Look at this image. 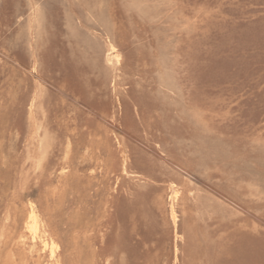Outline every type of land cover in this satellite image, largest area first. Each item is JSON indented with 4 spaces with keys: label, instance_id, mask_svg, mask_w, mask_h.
Here are the masks:
<instances>
[{
    "label": "rangeland",
    "instance_id": "1",
    "mask_svg": "<svg viewBox=\"0 0 264 264\" xmlns=\"http://www.w3.org/2000/svg\"><path fill=\"white\" fill-rule=\"evenodd\" d=\"M0 264H264V0H0Z\"/></svg>",
    "mask_w": 264,
    "mask_h": 264
},
{
    "label": "bare ground",
    "instance_id": "2",
    "mask_svg": "<svg viewBox=\"0 0 264 264\" xmlns=\"http://www.w3.org/2000/svg\"><path fill=\"white\" fill-rule=\"evenodd\" d=\"M111 51H112V49H111ZM108 57H109V59H115V58H117V56L116 55H114L113 54V51L108 55ZM33 227H31V229H32ZM35 228V227H34ZM35 230V229H34ZM43 245H44V247H46L47 245H46V243L45 242H43ZM36 247V246H35ZM49 249V248H48ZM53 255H52V250H50V257H52Z\"/></svg>",
    "mask_w": 264,
    "mask_h": 264
}]
</instances>
